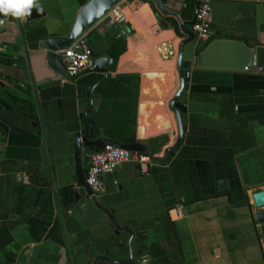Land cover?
Segmentation results:
<instances>
[{
  "label": "crops",
  "instance_id": "obj_1",
  "mask_svg": "<svg viewBox=\"0 0 264 264\" xmlns=\"http://www.w3.org/2000/svg\"><path fill=\"white\" fill-rule=\"evenodd\" d=\"M86 1L38 0L44 13L33 19L0 14V264L129 257V234H116L83 189L76 195L79 104L102 75L68 83L46 58L45 39L64 34ZM159 1L166 15L152 0H122L125 22L102 18L84 34L94 57L113 59L101 124L121 142L144 140L156 156L177 137L168 109L185 37L177 19L191 21L197 8L196 0ZM209 31L188 45L195 62L179 95L183 135L174 154L148 166L123 162L96 196L132 231L136 264L145 254L146 264H264V221L256 219L264 207H254L258 188H248L264 181V0H212ZM90 152L82 151L84 169Z\"/></svg>",
  "mask_w": 264,
  "mask_h": 264
},
{
  "label": "water",
  "instance_id": "obj_2",
  "mask_svg": "<svg viewBox=\"0 0 264 264\" xmlns=\"http://www.w3.org/2000/svg\"><path fill=\"white\" fill-rule=\"evenodd\" d=\"M122 0H87L77 11L72 24L64 34H58L56 36H49L45 39L46 58L48 65L56 72V74L65 82L76 83L78 80L86 74H99L102 75L92 83L85 85L84 95L81 98L79 104V120L80 125L76 131V135L73 138V151L75 160V176L77 190L76 195H79L78 189H83L84 194L87 197H91L94 205L102 210L104 214L109 218L114 227V232L119 234L120 232H126L129 234L127 241V247L129 257L127 260L119 258H110L107 256L98 255L92 258L89 264H96L98 261H103L109 264H136L137 261L132 256L131 239L133 233L129 228H123L120 226L115 215L104 206L96 196H92V191L85 182L86 172L82 168L81 158L82 151L89 150L91 152L98 151L106 145H111L119 148H123L129 151L144 152L149 155L152 162L163 163L166 162L173 154L175 149L179 146L182 135L183 127L182 120L184 118V107L179 101V95L182 93L185 83L188 81V68L195 58L193 57L192 46L188 48L194 38L197 37L193 30L185 28L186 25H193L198 12V0H196V13L191 21H182L179 18L177 22L180 26L182 33L185 35L176 47V65L175 69L178 75V88L174 96L168 102V109L172 112L176 124L177 137L175 142L168 146L161 156L154 154L153 148L149 143L144 140H137L131 142H121L108 133V129L101 123L105 121V116L101 113V102L104 94L109 93V89L105 87L107 81L112 80L109 76L110 70L113 67V59L107 56H96L92 59V65L87 70L77 74L70 75L65 69L64 65L60 61L59 51L68 47L72 41L78 36L85 34L89 28L97 21L104 18L115 6H117ZM155 7L162 15H166L167 11L164 5L159 0H152ZM43 11L38 12L36 8H33L31 15L26 16L27 19H33L40 15H43ZM130 28L123 27L118 31V34L112 37L115 41L119 36H125L126 32H129ZM201 41V40H200ZM187 52L192 54V58L187 57ZM264 181L250 184L249 189H256L251 194L252 203L256 209L264 207ZM245 201H248V197L245 195ZM256 219L258 222L264 221V212L259 211L256 213Z\"/></svg>",
  "mask_w": 264,
  "mask_h": 264
},
{
  "label": "built area",
  "instance_id": "obj_3",
  "mask_svg": "<svg viewBox=\"0 0 264 264\" xmlns=\"http://www.w3.org/2000/svg\"><path fill=\"white\" fill-rule=\"evenodd\" d=\"M212 0H198V12L192 30L197 38L205 41L211 37L210 12ZM109 26L121 24L126 21V15L116 10V6L104 17ZM0 47L7 45L0 39ZM60 61L70 75H77L87 70L92 65L93 52L86 36L80 35L59 51ZM246 71H251V67H244ZM261 71V68H257ZM88 168L85 174V182L92 191V196L100 194L104 187V176L113 172L125 161H133L139 166H148L152 161L148 154L138 151H129L123 148L106 145L98 151L88 154ZM180 214V209H177Z\"/></svg>",
  "mask_w": 264,
  "mask_h": 264
},
{
  "label": "clouds",
  "instance_id": "obj_4",
  "mask_svg": "<svg viewBox=\"0 0 264 264\" xmlns=\"http://www.w3.org/2000/svg\"><path fill=\"white\" fill-rule=\"evenodd\" d=\"M34 7L38 12L43 11L38 0H0V14H3L5 17L11 15L12 17L23 20L26 16L31 15ZM2 24H4V21L0 20V25ZM147 259L148 256L146 254L141 257L144 264H146Z\"/></svg>",
  "mask_w": 264,
  "mask_h": 264
},
{
  "label": "rangeland",
  "instance_id": "obj_5",
  "mask_svg": "<svg viewBox=\"0 0 264 264\" xmlns=\"http://www.w3.org/2000/svg\"><path fill=\"white\" fill-rule=\"evenodd\" d=\"M196 235H198V234H196ZM200 236H201V235H200ZM196 244H197V243H196ZM197 246H198V244H197ZM186 260H187V264H191L192 262H196V261L198 262V261H199V260H195V259H191V258L186 259ZM200 261H201V263H198V264H203V262H202L203 260L200 259ZM197 262H196V263H197Z\"/></svg>",
  "mask_w": 264,
  "mask_h": 264
},
{
  "label": "flooded vegetation",
  "instance_id": "obj_6",
  "mask_svg": "<svg viewBox=\"0 0 264 264\" xmlns=\"http://www.w3.org/2000/svg\"><path fill=\"white\" fill-rule=\"evenodd\" d=\"M87 161H88V158H87ZM88 163H89V161H88ZM87 168H88V165H87V167L85 169L83 168V170L86 172Z\"/></svg>",
  "mask_w": 264,
  "mask_h": 264
}]
</instances>
